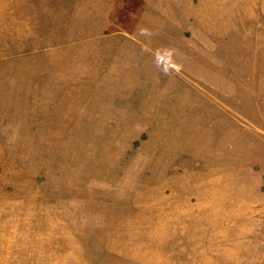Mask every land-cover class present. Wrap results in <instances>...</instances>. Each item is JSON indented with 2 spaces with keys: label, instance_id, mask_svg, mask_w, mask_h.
<instances>
[{
  "label": "rangeland",
  "instance_id": "rangeland-1",
  "mask_svg": "<svg viewBox=\"0 0 264 264\" xmlns=\"http://www.w3.org/2000/svg\"><path fill=\"white\" fill-rule=\"evenodd\" d=\"M0 264H264V0H0Z\"/></svg>",
  "mask_w": 264,
  "mask_h": 264
}]
</instances>
